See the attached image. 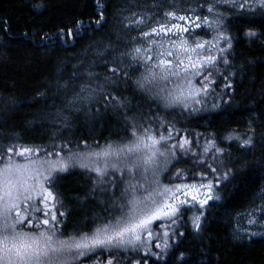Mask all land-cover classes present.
I'll use <instances>...</instances> for the list:
<instances>
[{"label":"snow or ice","instance_id":"1","mask_svg":"<svg viewBox=\"0 0 264 264\" xmlns=\"http://www.w3.org/2000/svg\"><path fill=\"white\" fill-rule=\"evenodd\" d=\"M184 2L189 6L182 7L176 0L171 3L143 0L142 4L135 5L138 11L122 17L125 28L138 32L132 40L140 43L121 56L130 57L135 65L129 66L131 71L140 68L143 71L133 79L128 67H111V76L106 79L112 84L120 81L127 84L131 80L134 89L157 108H180L195 113L203 109L209 95L216 94L218 78L225 81L224 88H232L229 76L235 74L221 70L222 65H230L228 53L232 37L223 29L225 17L219 11L220 6L253 12L257 8L264 10V0ZM33 7L44 5L33 4ZM102 7L97 4L100 17L94 21L97 25L104 21ZM161 9H164L162 13ZM204 12L207 14H201ZM74 23L75 28L65 25L57 33L42 35L41 44L47 46L53 36L64 42L74 39L93 21L78 19ZM0 26L6 31L7 21H0ZM204 28L215 33L212 39L197 36L196 30ZM245 35L258 34L249 31ZM96 91L87 83L81 84L80 92L68 99L67 106L81 111L77 104L92 99ZM85 92L87 96L80 94ZM102 97L105 109L113 107L124 117L127 138L122 142H107L104 146L97 143L88 151L80 150L77 143L74 150L70 147L71 140L57 143L58 132H54L49 145L22 144L18 137L15 141L0 143V264H84L97 250L107 252L108 258L96 259L93 264H121L122 254L129 252H143L140 259L129 260V264H147L148 257L168 264L170 252L186 235L182 227L190 224L195 234L203 231L202 210L210 200L220 199L214 190L231 174V169L221 172L214 166L223 165V160H217L223 156V149L217 146L215 138L207 139L205 145L197 141L196 147L202 148L197 152L193 150L192 140L151 110L147 118L143 113L129 116L127 98L111 92L103 93ZM218 107L212 104L213 109ZM58 116L62 117L64 127H68V117L62 113ZM227 139L237 140L245 148H251L254 143L253 135ZM84 149H89L86 142ZM213 149L210 163L207 156ZM184 159H192L193 167L206 170L193 173L189 183V170L176 168L169 183H163L164 173ZM77 167L94 174L85 197H106L100 203L106 204L108 215L91 231L66 235L61 225L68 213L60 211L64 204L53 189L58 177ZM258 196L261 203L254 204L246 213L250 225L264 220V188ZM197 206L198 214L186 219L185 213ZM256 235L264 233L250 234ZM234 238H241L240 233H234ZM174 264H186L183 252L175 255Z\"/></svg>","mask_w":264,"mask_h":264},{"label":"trees","instance_id":"2","mask_svg":"<svg viewBox=\"0 0 264 264\" xmlns=\"http://www.w3.org/2000/svg\"><path fill=\"white\" fill-rule=\"evenodd\" d=\"M142 2L0 0V21H7L8 25L6 31L0 26V143H9L18 137L22 144L49 145L54 132H58L57 143L71 140L70 147L74 150L77 143L80 150L88 151L97 143L104 146L107 142H122L127 138L125 120L120 110L105 109L102 94L107 92L127 98L129 116L143 113L147 118L151 110L154 115L168 117L181 134L193 141V150L197 152L202 151L196 147L197 141L205 145L207 139L215 138L217 146L223 149V156L217 157L218 161L223 160V165L214 166L221 172L231 169V174L214 190L220 199L210 200L202 210L203 231L195 234L190 224L181 228L186 235L170 252L168 264H174L179 252L185 254L186 264H264V235L250 236L242 232L248 220L246 213L254 204L261 203L258 193L264 188V10L257 8L248 12L220 6L219 11L225 17L223 29L232 37L228 53L230 65H222L221 70L235 74L229 76L232 88H224L225 81L218 78L216 94L207 97L201 111L191 113L180 108H157L134 89L131 80L127 84L122 81L112 84L106 79L111 76V67H128L133 79L143 71L142 68L131 71L129 66L135 65L130 57L121 56L140 43L132 40L138 32L125 28L122 17L138 11L135 5ZM176 2L182 7L189 6L184 0ZM39 3L44 7H33ZM98 3L103 6L101 25L94 23L100 18ZM78 19L93 23L86 24L74 39L66 38L67 42L53 36L47 46L41 44L42 35L57 33L65 25L75 28L74 21ZM249 31L258 35L248 37L245 34ZM196 34L206 40L215 35L207 28L197 29ZM88 72L94 75L89 77ZM84 83L97 91L92 99L77 104L81 111H74L67 106V101L80 92V85ZM80 94L88 95L87 92ZM213 103L219 107L213 109ZM58 113L68 117V127L61 123ZM247 135L254 136L251 148L227 139ZM85 142L89 149H84ZM214 152L213 149L207 156L210 163ZM180 163L187 166L188 179H192L193 173L206 170L193 167L192 159ZM93 178L94 174L77 167L56 179L53 191L64 204L60 211L68 213L61 225L66 235L91 231L108 215L106 204L100 203L106 197H85ZM193 214H198V206L187 211L185 218ZM236 232L241 238H234ZM122 256L121 264H129V260L140 259L143 252ZM107 258V252L98 250L84 264ZM146 259L147 264H162L153 257Z\"/></svg>","mask_w":264,"mask_h":264},{"label":"rangeland","instance_id":"3","mask_svg":"<svg viewBox=\"0 0 264 264\" xmlns=\"http://www.w3.org/2000/svg\"><path fill=\"white\" fill-rule=\"evenodd\" d=\"M181 113H182L181 111H177V114H181ZM165 119L167 121H169L168 117H166ZM181 135L184 136L183 134H181ZM176 168L188 170L187 166H182L181 163L176 164L175 167L170 168L169 172L164 173V175L162 176L163 183H169L170 179H172L171 173L175 172ZM175 182H179V181H175ZM188 182L191 183L192 179H188ZM245 229L247 230V232L249 234H251L252 232H257V233L264 232V222H258L257 224H253V225H250L246 222V225L242 231L243 233H245V231H244ZM154 250H156V249H154ZM156 251H158V250H156Z\"/></svg>","mask_w":264,"mask_h":264}]
</instances>
